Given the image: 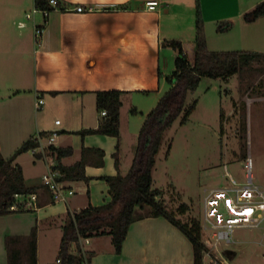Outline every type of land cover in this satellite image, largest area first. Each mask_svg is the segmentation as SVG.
I'll return each instance as SVG.
<instances>
[{
    "label": "crops",
    "instance_id": "crops-1",
    "mask_svg": "<svg viewBox=\"0 0 264 264\" xmlns=\"http://www.w3.org/2000/svg\"><path fill=\"white\" fill-rule=\"evenodd\" d=\"M24 1H29V6L34 8L37 0ZM59 1L63 8L51 10L47 18L42 13H37L32 19H27L28 22L21 21L18 24L20 28L29 30L16 38L18 48L15 54L24 55L14 65L11 60L2 61L1 67L5 70L6 77L11 75L16 65L19 66L24 87L17 90L11 84L2 83L1 87L9 93L0 96L13 99L17 92L23 91L29 93L30 101L36 109H41L48 103L57 112L64 113L66 125L64 119H60L61 124L57 125L55 121L59 118H55L54 124L50 125L38 123L36 131L29 137L37 138L42 131L49 132L48 135L51 131H60L53 144L73 150L62 159L64 165H73L80 160L83 147L104 149L106 157L104 166H86V174L94 177L90 182L63 180L67 188L74 190L67 202L56 201L49 188L43 184V175L55 163L46 136L40 138L39 147L28 151L34 156L31 160L34 165L47 163L42 175L28 174L21 161L22 154L16 159L15 162L23 169L27 186L36 188L31 194L19 195L17 203L23 202L22 206L26 202L34 204L33 208L19 210L37 213L35 225L30 231H26L28 233L21 235L28 236L33 227L37 226L38 264L56 262L63 225L69 212L79 211L89 204L101 205L111 200L107 182L98 177L117 174L114 153L118 139L110 135L88 134L83 137L75 133L81 129L98 127L102 113L97 109L96 92L110 89L126 91L122 97L120 116L121 171L126 174L131 167L130 165L124 172L123 158L128 149L126 146L124 148L123 137L124 134L131 135L128 128L125 131L123 127V107L126 101L133 104L135 93L151 96L164 90L168 76L166 68L171 64L168 56L176 54V49L168 41H181L188 57L193 54L194 59L195 55L197 0H158L159 6L155 11L147 9L146 2L149 0ZM262 1L264 0H200L205 25L221 19L239 23L240 29L253 30L249 38L239 39L242 42L249 40L253 46L260 47L237 49L264 52V16L252 23L243 20V15ZM7 2L4 4L12 5L13 0ZM80 5L93 6L94 10L78 12L75 7ZM216 8L220 9L222 16L216 17ZM222 11L225 12L224 15ZM21 23L24 25L21 26ZM36 25L43 26L41 36L36 35ZM258 48L261 50H257ZM171 49L174 51L172 54ZM55 91L58 93H51ZM39 96L44 99L40 108L37 106ZM134 145L135 142L131 146ZM79 194L86 197L84 207L80 208L74 206ZM33 195L36 199L32 198ZM4 216L6 215L0 217ZM24 227L28 228V224ZM54 233L57 238L56 260L42 262L39 253L40 238L42 234L48 237ZM7 235L10 234L5 230L0 232V237L4 240ZM85 243L87 250L95 252L91 264H195L194 248L190 240L179 228L161 216L145 217L133 222L120 254L115 252L110 235L92 237Z\"/></svg>",
    "mask_w": 264,
    "mask_h": 264
},
{
    "label": "rangeland",
    "instance_id": "rangeland-1",
    "mask_svg": "<svg viewBox=\"0 0 264 264\" xmlns=\"http://www.w3.org/2000/svg\"><path fill=\"white\" fill-rule=\"evenodd\" d=\"M7 1L0 0V53H8L0 54V95L9 93L1 87L2 83L11 84L17 90L24 87L19 66L16 65L11 75L4 77L1 63L11 60L14 65L22 59L24 54H15L18 48L16 38L29 30L20 28L18 24L28 22L25 13L33 9L29 1L13 0L8 6L4 4ZM222 14L225 12L222 11ZM219 16H222L220 9L216 8V17ZM218 23L206 25L210 50L260 47L253 46L249 40L242 42L239 39L249 38L253 30L240 29L239 23H234V28L219 31ZM173 52L171 49V54ZM176 56L177 51L168 56L171 63L166 68L168 75L175 69ZM189 59L193 61V54ZM170 87L167 81L164 90L154 93L155 96L135 93L133 104L126 101L123 127L125 131L128 128L131 135L124 134L123 137L124 148L128 149L127 157L125 153L123 158L124 172L132 164L133 149H136L138 133L146 115L157 106ZM17 90L12 89L13 92ZM17 93L13 99L0 96V151L4 157L12 155L36 131L38 123L50 125L54 124L55 118H59L64 119L66 125L64 113L57 112L51 104L36 109L29 93ZM195 100L197 103L189 120L182 123V115L179 116L164 135L153 169V187L162 190L167 209L177 219L190 226L193 222L200 225L204 264H264V209L256 211L252 223L235 225L233 242L229 244L223 240L217 242L213 237V232L223 228L226 218L231 216L222 202L223 197L218 199L217 204L218 212L224 218L223 223L218 222V216L210 215V201L217 199L218 193L233 198L237 205L248 203L243 190L250 182L255 190L252 202L261 204L264 201V60L253 63L228 79L203 77L199 87L189 92L186 101L190 104ZM134 108L136 113L132 112ZM134 142L135 145L131 146ZM32 159L31 152L22 154L21 161L28 174L42 175L47 163L34 165ZM85 199L77 195L74 206L84 207ZM36 217L37 213L32 211L0 217V232L5 230L10 234L5 236V240L28 233L26 231L35 225ZM26 224L28 228L24 227ZM5 240L0 237V264H8ZM85 242L83 240V246L87 250ZM56 245L55 233L48 237L42 234L39 242L42 262H55Z\"/></svg>",
    "mask_w": 264,
    "mask_h": 264
},
{
    "label": "trees",
    "instance_id": "trees-1",
    "mask_svg": "<svg viewBox=\"0 0 264 264\" xmlns=\"http://www.w3.org/2000/svg\"><path fill=\"white\" fill-rule=\"evenodd\" d=\"M47 1L37 0L36 6L48 7L50 10L56 9V7L48 6ZM59 3L61 6L62 3L60 1ZM262 16H264V1L246 12L243 20L246 23H252ZM218 22L219 31L229 30L234 26L231 20ZM167 43L177 51L175 69L167 76L171 87L159 100L157 106L146 115L138 133L131 167L126 174L121 171L120 154V116L125 90L97 91V109L100 114L105 110L106 114L100 116L97 128L81 129L75 132L83 137L88 134L116 137L118 142L114 157L117 174L98 177L107 182L110 201L101 205L89 204L79 211L68 213L63 225L58 264H82L85 260L91 264L95 252L85 250L83 240L101 235H110L115 252L120 254L130 225L145 217L158 216L167 219L187 236L194 248L195 264H204V244L200 225L198 222H193L190 226L177 219L167 209L162 190L153 187V169L156 158L166 131L176 119L182 115V123L189 120L197 100L188 104L187 96L189 92L199 87L203 77L228 79L253 63L263 61L264 52L242 49L210 50L200 0H197L196 5V39L193 61L189 59L181 41L171 40ZM132 112L136 113L137 110L134 108ZM66 132L62 131V133ZM48 134L49 132L42 131L39 137L25 140L9 157H4L0 153V216L21 212V210L11 209L17 203V197L36 191L35 187L27 186L23 169L15 161L21 154L39 147L40 138L48 137ZM49 149L55 158L52 169L61 173L60 180L90 182L94 177L86 174V166L101 167L105 164L106 151L98 147H83L81 159L69 166L64 165L62 159L73 152L72 148L57 147L51 143ZM37 231V226H34L28 236L14 235L6 238L8 264H38Z\"/></svg>",
    "mask_w": 264,
    "mask_h": 264
},
{
    "label": "built area",
    "instance_id": "built-area-1",
    "mask_svg": "<svg viewBox=\"0 0 264 264\" xmlns=\"http://www.w3.org/2000/svg\"><path fill=\"white\" fill-rule=\"evenodd\" d=\"M47 5L48 6H53L56 8H61L60 3L58 0H48L47 1ZM159 6V1L158 0H149L146 2V7L148 10L151 11H155ZM75 10H77L78 12H84V11H93L94 7L93 6H89V7H84L82 5L75 7ZM51 10L48 9V7H38V6H34V8L26 13V18L27 19H32L34 17L35 14L37 13H42V15L47 18L50 14ZM21 26L24 25V23L20 24ZM36 35L37 36H41L42 32H43V26L40 25H36ZM44 104V99L39 96L38 102H37V106L40 108L42 107V105ZM106 111H102V115H105ZM55 123L57 125L61 124V120L57 119L55 121ZM58 131L54 130L51 131V134L47 137L49 140V143H53L55 138L58 136ZM251 164V163H250ZM60 177H62L61 173L58 170H54L52 169V165L49 166V171L47 173H45L43 175V184L45 186H47L49 188V190L52 192L53 197L56 201L58 202H67L68 197L72 194H74V190L71 188H67L64 183L63 180H60ZM250 187V188H249ZM252 183L250 182V184L243 190V194H244V198L248 201V203L244 204V205H237L233 198L226 196L225 193L222 194H217V199H213L211 200V204H212V208L210 211V215L211 216H215V218L217 217V220L219 223H223L224 218L222 213L218 212V208H217V204L219 202V198L221 200L222 198V202L225 206V208H227V210L229 211V214L231 215L230 217L226 218V222L224 223V227L221 229H218L216 231L213 232V237L215 238V240L221 241L223 240L226 243H232L233 242V238H232V233H233V227L235 225L238 224H247V223H252L254 218H255V213L256 211L261 208L264 209V201L261 204H256L252 202V199H254L255 197V190L252 187ZM223 195V196H221ZM262 196H264V194H262ZM33 199H36V196L33 195L32 196ZM22 203H15L11 209L12 210H19V209H23V208H33L34 204H31L30 202H26L24 206H22ZM246 209L251 210L250 214H243V212H245ZM216 225V223H215ZM86 242L89 241V238L85 239ZM60 262L59 259L56 260L55 264H58ZM82 264H89L88 260H85Z\"/></svg>",
    "mask_w": 264,
    "mask_h": 264
},
{
    "label": "bare ground",
    "instance_id": "bare-ground-1",
    "mask_svg": "<svg viewBox=\"0 0 264 264\" xmlns=\"http://www.w3.org/2000/svg\"><path fill=\"white\" fill-rule=\"evenodd\" d=\"M221 196H223V195H221ZM250 212H251V210L246 209L245 212H243V214H250Z\"/></svg>",
    "mask_w": 264,
    "mask_h": 264
}]
</instances>
